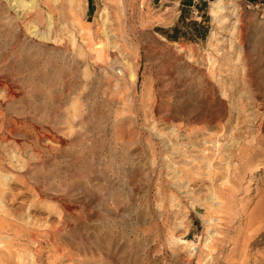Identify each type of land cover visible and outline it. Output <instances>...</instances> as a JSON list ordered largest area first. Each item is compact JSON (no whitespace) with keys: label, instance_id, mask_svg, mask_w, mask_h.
<instances>
[{"label":"rangeland","instance_id":"rangeland-1","mask_svg":"<svg viewBox=\"0 0 264 264\" xmlns=\"http://www.w3.org/2000/svg\"><path fill=\"white\" fill-rule=\"evenodd\" d=\"M223 2L200 40L173 31L168 0H0V110L23 126L0 152V236L26 245L17 263L264 264V0ZM63 210L66 243L31 262L15 230Z\"/></svg>","mask_w":264,"mask_h":264},{"label":"bare ground","instance_id":"bare-ground-1","mask_svg":"<svg viewBox=\"0 0 264 264\" xmlns=\"http://www.w3.org/2000/svg\"><path fill=\"white\" fill-rule=\"evenodd\" d=\"M226 8V4L223 2V0H211L210 1V14L212 17H217L218 13L223 9ZM10 14H6L3 19V24L7 26L8 29L14 31L15 30V24L16 21L13 20L12 16H9ZM211 35H213V32L211 31ZM100 45H90L89 48L93 52V56L95 60L102 62L103 59L106 57L107 54H105V51L100 48ZM264 77V75H262ZM258 87L260 89L264 90V79L261 78L260 81H258ZM10 99L13 98V96L8 95ZM264 126V125H263ZM20 130H23V126L19 124V122L15 119L14 116L12 115H7L6 113L1 112L0 110V152L4 148H9L8 146H18V143H16L13 140V137L16 133H18ZM25 134H29V129L27 126H24ZM264 140V139H263ZM259 144H261V139ZM254 146H246L245 149L243 150L245 153H251L255 152L254 151ZM259 150H263L262 148H259ZM25 175H29V173H25ZM6 178V176H5ZM27 179H32L33 183L37 182V179L29 175ZM165 181V179H164ZM35 184V183H34ZM226 194L222 193V196L224 197V201L226 202L228 199L229 194L231 192L229 189L225 188ZM164 195V192H162ZM225 195V196H224ZM227 203V202H226ZM168 208L166 204L162 205L161 212H159L158 215V221L160 224V228L162 229V232L164 233V236H167L169 234V224H168V218H169V213H168ZM39 213H42V211L39 210H34ZM206 216H210L208 210L206 209L205 211ZM223 214L226 216H223L224 219H227L228 222L233 220V217L229 215V212L227 209H224ZM69 220L67 218V212L63 210V212L60 213V219L57 220L56 224L50 225L48 228L44 230H39L36 229L35 227H25L19 228L18 230H15L16 235L21 236L22 234L25 235L27 234L30 239H32L36 245L32 249V252H27V256L30 257L31 262H34L35 260L42 259L43 256V248L46 247V245L52 244L54 245L55 248L60 249L63 244L66 243L67 240V232H68V224ZM226 225V223H225ZM176 228L177 226L174 225ZM6 229V225L3 222H0V233L2 230ZM186 235V234H185ZM2 239H7L5 236H0V264H19L16 262L15 258L18 260L22 258V255L18 254V251L22 250L26 252V245L24 244H13L10 242L3 243ZM178 239H172V247L170 253L173 255V257H177V254L175 253V247L176 244L178 243ZM44 245V246H43ZM167 245H163L162 247V254L163 256H167L168 252ZM64 255V254H62ZM65 255L68 256L65 253ZM69 257V256H68Z\"/></svg>","mask_w":264,"mask_h":264},{"label":"trees","instance_id":"trees-1","mask_svg":"<svg viewBox=\"0 0 264 264\" xmlns=\"http://www.w3.org/2000/svg\"><path fill=\"white\" fill-rule=\"evenodd\" d=\"M92 0H90L91 3ZM211 1V0H180V5H179V17H178V23L173 27V31L176 32L178 28H180V25L183 26H188L187 28L190 29L192 28L193 31L191 33V39H204L208 26H207V14L204 11L206 4ZM89 3V4H90ZM193 6L197 12H199V15L201 16L200 21H196L194 18L190 16L191 9L190 7ZM90 8V6H89ZM188 15V16H187ZM189 20L187 23H184V20ZM170 32L172 34H167L165 35L167 38H172L173 37L176 39L177 37L175 36L174 32ZM165 32V31H164Z\"/></svg>","mask_w":264,"mask_h":264},{"label":"crops","instance_id":"crops-1","mask_svg":"<svg viewBox=\"0 0 264 264\" xmlns=\"http://www.w3.org/2000/svg\"><path fill=\"white\" fill-rule=\"evenodd\" d=\"M168 1H170V2H177L178 6L180 5V0H168ZM87 2H88V9H89L90 0H87ZM190 9L192 10L191 11V14H193V13L196 14L197 13V11L195 10V8L193 6H191ZM179 13H180V11H178V17H179ZM191 17H193V16L191 15Z\"/></svg>","mask_w":264,"mask_h":264}]
</instances>
